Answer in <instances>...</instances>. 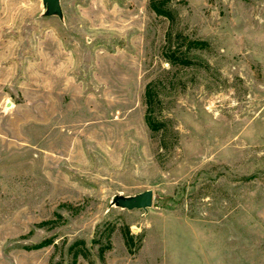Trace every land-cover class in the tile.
I'll list each match as a JSON object with an SVG mask.
<instances>
[{
  "label": "rangeland",
  "instance_id": "obj_1",
  "mask_svg": "<svg viewBox=\"0 0 264 264\" xmlns=\"http://www.w3.org/2000/svg\"><path fill=\"white\" fill-rule=\"evenodd\" d=\"M61 5L0 0V264H264V0Z\"/></svg>",
  "mask_w": 264,
  "mask_h": 264
},
{
  "label": "water",
  "instance_id": "obj_2",
  "mask_svg": "<svg viewBox=\"0 0 264 264\" xmlns=\"http://www.w3.org/2000/svg\"><path fill=\"white\" fill-rule=\"evenodd\" d=\"M43 2L47 6V13L49 15L58 14L59 16H62L61 0H43ZM116 202L119 206H122L129 210H147L153 205L154 191L152 189H147L135 196H119L117 197Z\"/></svg>",
  "mask_w": 264,
  "mask_h": 264
}]
</instances>
